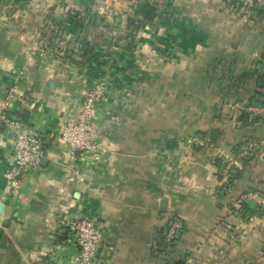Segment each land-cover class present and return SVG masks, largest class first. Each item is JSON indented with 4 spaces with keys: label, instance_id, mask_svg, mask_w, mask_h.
Segmentation results:
<instances>
[{
    "label": "crops",
    "instance_id": "0c3cea01",
    "mask_svg": "<svg viewBox=\"0 0 264 264\" xmlns=\"http://www.w3.org/2000/svg\"><path fill=\"white\" fill-rule=\"evenodd\" d=\"M0 0V97L9 114L44 136L45 156L15 196L6 194L17 133L0 119V264H75L64 221L92 220L94 264H264V214L234 209L244 192H264V118L232 104L256 103L264 86V13L250 24L229 0H179L131 49L103 37L130 17L131 0ZM245 11H242L244 14ZM247 13V12H245ZM55 25L78 53L39 39ZM124 26V25H123ZM106 83L98 108L108 149L98 161L62 155L59 130L77 117L82 91ZM194 135L211 146L187 143ZM247 140L258 153L219 190L220 155ZM180 217L172 245L165 231Z\"/></svg>",
    "mask_w": 264,
    "mask_h": 264
},
{
    "label": "built area",
    "instance_id": "2783aa9c",
    "mask_svg": "<svg viewBox=\"0 0 264 264\" xmlns=\"http://www.w3.org/2000/svg\"><path fill=\"white\" fill-rule=\"evenodd\" d=\"M179 0H131L132 12L145 3H152L159 13L163 14L169 8L171 2ZM235 5H241V11L250 13L255 9H264V0H230ZM65 8L69 11H84L71 0H64ZM237 9V8H236ZM98 31L106 38L115 41L126 32L125 26L109 30L103 24L98 25ZM45 40L39 47L43 55L50 48H57L64 55L78 53L82 50V44L70 43L55 25L45 30ZM107 90L106 83H97L93 88L82 91V100L78 108L77 117L66 121L59 130V139L62 145V155L69 157L72 162H77L87 156L98 161L99 155L107 151L108 144L104 141L103 127L99 123L98 108L104 101V93ZM264 93V86L261 88ZM9 98L0 97V119L9 125L17 133L14 147V168L7 174L6 194L15 196L22 188L25 175L36 168L45 156L44 136L33 128L25 127L10 117ZM234 110H242L251 120L264 118V105L235 103L231 105ZM187 143L196 148H209L210 141L202 135H194L187 139ZM258 153V143L254 140L245 141L241 147L228 155H220L218 163V181L221 193L228 195L233 190V182L236 170L242 163L251 160ZM243 203L264 208V194L249 191L233 201L232 206L241 210ZM68 234L67 243L78 250L75 264H94L96 254L100 247V235L95 223L86 218H74L63 222ZM184 229L180 217L170 221L164 236V243L172 245L181 236Z\"/></svg>",
    "mask_w": 264,
    "mask_h": 264
},
{
    "label": "trees",
    "instance_id": "16d2710c",
    "mask_svg": "<svg viewBox=\"0 0 264 264\" xmlns=\"http://www.w3.org/2000/svg\"><path fill=\"white\" fill-rule=\"evenodd\" d=\"M229 2H231V1H229ZM171 3L172 4L168 5V7H169L168 9H170V7L173 5V2H171ZM231 3H233V2H231ZM235 6L237 8L236 10L238 12H240L242 6L239 5V4L235 5ZM141 7H142V10H141L142 18L140 20H138V19H136L134 17H130L129 16L126 19L125 23L123 24L125 26V28H126V32L124 33V35L118 37L115 40V45L116 46L121 47L123 45V46H126V48L131 49L132 45L135 42L137 34L141 31L143 26L154 27L156 25V21L158 19H160L162 16H165L166 13H168V9H167V12L165 11V13H163V14L159 13L157 11V9H156V6L154 4H152V3H145ZM252 13L253 14L255 13V14H257V16H259L260 14L264 13V9H259V10L255 9V10H253ZM246 14L247 13H244L243 16H246ZM44 40H45V37H40V39H39V47L41 46V44H42V42ZM254 104L264 105V93H260L259 94V96L257 97L256 103H254ZM262 119L263 118H256L253 121H260ZM248 161H250V160H247L244 163H246ZM217 163H218V161H217ZM218 165H220V164L218 163ZM233 183L235 184V179H234ZM234 184H233V187H234ZM250 191L258 192L260 194H264V192L257 191V190H250ZM247 192H249V191H246L243 194H245ZM241 196H239L238 198H241ZM250 206H252V205H250L248 203H243L242 209L240 211L241 212L249 211ZM253 207L256 208V211L259 214H264V208L263 207H258V206L257 207L253 206ZM164 245H166V244H164Z\"/></svg>",
    "mask_w": 264,
    "mask_h": 264
},
{
    "label": "rangeland",
    "instance_id": "374dc122",
    "mask_svg": "<svg viewBox=\"0 0 264 264\" xmlns=\"http://www.w3.org/2000/svg\"><path fill=\"white\" fill-rule=\"evenodd\" d=\"M230 1V0H229ZM231 5L233 6V3H231ZM234 10L237 12V10H236V8H234ZM245 13V12H244ZM250 13H251V11H250ZM237 15H239V19L241 18L242 20H243V22L245 23V24H250V17H251V14H250V17H249V13H247L246 14V16H243V14H242V11L240 10V12L239 13H237ZM254 15V14H253ZM115 28V27H114Z\"/></svg>",
    "mask_w": 264,
    "mask_h": 264
},
{
    "label": "water",
    "instance_id": "95a60500",
    "mask_svg": "<svg viewBox=\"0 0 264 264\" xmlns=\"http://www.w3.org/2000/svg\"><path fill=\"white\" fill-rule=\"evenodd\" d=\"M3 206L0 204V215H2Z\"/></svg>",
    "mask_w": 264,
    "mask_h": 264
}]
</instances>
